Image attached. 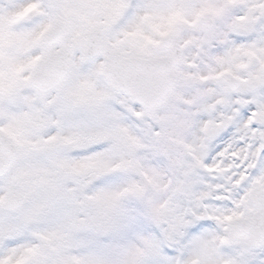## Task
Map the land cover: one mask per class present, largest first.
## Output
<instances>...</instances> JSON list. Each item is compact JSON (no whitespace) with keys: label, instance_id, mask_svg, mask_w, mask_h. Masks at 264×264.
Here are the masks:
<instances>
[{"label":"snow or ice","instance_id":"snow-or-ice-1","mask_svg":"<svg viewBox=\"0 0 264 264\" xmlns=\"http://www.w3.org/2000/svg\"><path fill=\"white\" fill-rule=\"evenodd\" d=\"M0 264H264V0H0Z\"/></svg>","mask_w":264,"mask_h":264}]
</instances>
